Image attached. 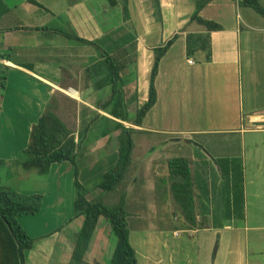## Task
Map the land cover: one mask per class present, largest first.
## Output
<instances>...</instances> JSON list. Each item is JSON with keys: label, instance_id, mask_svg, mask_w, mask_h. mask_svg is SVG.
I'll return each instance as SVG.
<instances>
[{"label": "crops", "instance_id": "1", "mask_svg": "<svg viewBox=\"0 0 264 264\" xmlns=\"http://www.w3.org/2000/svg\"><path fill=\"white\" fill-rule=\"evenodd\" d=\"M3 1L8 11L0 17V22H4L0 26V47L1 50L12 48V59L0 62H5V65L19 74L34 78L45 90L43 102H36L34 110L28 107L27 112L20 113L17 103L13 104L14 115L10 118L25 119L26 123L9 128L20 129L19 132L16 131L15 136L23 140L20 147L22 150L27 144L32 124L49 104L54 105V103L53 110L69 126L67 120L57 112L59 109L57 101L52 102L55 96L57 98L65 96L74 104L72 113L76 116V121L73 123L77 126L75 130L78 129L80 119L77 114L84 108V117L87 116V120L98 113L97 120L88 130L90 133L95 128V133L89 139L86 138L87 133L83 138L85 145L81 147L87 150L91 148L100 150L102 155L82 165L79 181L83 185L88 181L85 179L90 176L99 177L116 164L117 136L120 129H116L115 123H122L125 127L135 129L133 155L134 150L140 148L141 151L146 152L145 157L150 160L157 154H164L165 158L153 162L156 168L154 174L163 175L165 178L163 189L161 191L156 189L154 175L152 176L149 168L146 167L147 175L152 176V179L141 178L142 184L137 188L134 183L140 184V181L137 182L134 174L129 176L126 198L128 191L132 197L135 196L133 200L150 195L153 204L176 206L178 210L170 187L171 177L167 165L170 158H187L192 172L196 171L198 165L208 166V174L216 175V170L220 171L214 156L209 160L208 155L206 157L204 153L196 151L194 146L200 145L194 142L191 136L205 135L210 131H224L238 133L243 138L249 131L264 132V126L251 124L254 120H264V18L252 8L240 6L239 0H213L200 12L203 18L214 20L223 26L222 30L210 33V59H207L204 51H198L191 56L186 53V34L205 31L203 26L198 24L196 26L194 22L189 23L195 9V0H159L161 20L155 15L151 0H126L129 12L127 21L123 18V0H117L118 3L114 6L110 5L109 0H37L46 10L26 0ZM259 2L264 6V0ZM47 16L58 18L61 20H58L59 26H67L70 31L61 27H49L50 29H61L93 41L109 54L116 47L118 50L121 48L122 52H119L118 60L124 62L125 68L121 71L118 86L123 92V102L127 111L131 108L136 112L137 108L147 100L153 48L178 34L177 39L159 62L155 78L157 100L140 125L136 126L132 123L135 116H129V112V120L123 121L97 108L99 103L109 97L112 90V84L104 82L107 78V70L101 64L104 57L97 48L89 44L69 39L61 34L59 36L51 30L35 29V27H48ZM133 43L136 44L135 56L131 46ZM126 46L129 48H125ZM20 56L35 57L36 62L39 61L44 65L45 74L21 66L20 62L33 64V61L21 60ZM62 63H67V73ZM129 65L134 70L128 71ZM85 72L87 75L83 77ZM16 99L17 95L13 97V102ZM30 110L33 111L28 112ZM102 116L109 119L108 124L114 129L107 134L111 140L113 138L116 141L112 147L107 148L99 143L110 139L96 140L98 134L104 136L102 134L104 126L99 124ZM135 136L139 138L136 139ZM152 138L159 139V144ZM254 146L251 152L253 165L250 182L246 178L249 171L246 170L244 160L239 154L242 158L243 212H235L231 210V206L229 211L221 209L217 214L207 212L208 225L203 226L201 230H193L187 237H181L178 228H169L161 224L160 219L164 215L155 213L152 218L147 216L144 220L158 218L160 221L158 220L154 226L143 224L141 228H147L144 230L129 229L131 230L129 239L138 264H264V149H261L264 146L260 142H256ZM199 150L203 152L202 146ZM233 155L228 153V155H220L223 156L220 158L233 159L232 157H235ZM63 166L67 172L73 170L74 173V167L68 162L54 163L49 171L58 178ZM131 167L127 176L132 170ZM223 168L228 169L226 172L229 173L230 163L224 162ZM194 174L192 173V180L196 205L197 202L202 205L203 191L204 194H208L210 200L212 194L222 189V186L218 184L220 181L218 179L215 183L205 175L203 176L205 183H203L194 179ZM226 188L231 191L232 184L229 183ZM30 193L33 192L26 194ZM102 194L103 191L98 192V195L103 196ZM98 195L94 199H100ZM74 197L75 195L71 198L72 207ZM88 199L94 200L90 199V195ZM219 206L222 208L221 204ZM195 212L196 221L202 222L199 209ZM171 213L179 220V210H172ZM80 217L82 216L75 217L73 210L72 216L70 215L62 229L60 226L48 228L46 224L45 233L30 235L35 239V244L24 252V264H43L39 257L36 262H30L33 249L39 243V252L42 254L51 251L52 246L56 244L54 250H59L61 263L71 264V252L75 242L72 237L76 236L78 230L71 231L67 226ZM101 220L99 218L83 264L110 262L114 249L113 245L109 246V242L113 233L110 224L105 219ZM20 224L23 226L21 222ZM34 227L38 229L37 226ZM134 227L136 228V225ZM23 228L25 229V226ZM202 232H212L206 237L208 243H216L213 255L208 251L202 255L199 248L190 245H199V234ZM193 233L197 234L196 238ZM112 238L111 242L114 241ZM55 239L64 246L59 247L60 244L55 242ZM188 239L191 240L190 244ZM87 254L90 255L88 259Z\"/></svg>", "mask_w": 264, "mask_h": 264}, {"label": "trees", "instance_id": "2", "mask_svg": "<svg viewBox=\"0 0 264 264\" xmlns=\"http://www.w3.org/2000/svg\"><path fill=\"white\" fill-rule=\"evenodd\" d=\"M28 3L36 5L42 9L46 8L37 0H26ZM155 15L161 20L159 0H151ZM213 0H195V9L190 16L189 23H196L204 27L203 33L188 32L186 34V53L188 56L198 51L206 52L207 59H210V33L223 29V26L210 19L201 16V10ZM110 5H117V0H109ZM239 5L252 8L257 14L264 18V6L259 0H239ZM123 18L128 20L129 12L126 0L122 2ZM8 11V7L3 0H0V17ZM38 30H51L60 33L69 39H75L81 43L89 44L97 48L104 57L101 62L102 67L107 70V78L104 82L112 84V90L97 108L104 110L112 116L128 121V111L123 102V92L118 86L121 80V71L125 64L117 57L109 54L102 47L93 41L86 40L76 34L68 33L61 29H50L49 27H35ZM1 33V31H0ZM175 34L169 40L158 47L153 48V61L149 71L147 84V100L136 110L133 124L138 126L149 109L157 100L155 88V78L158 73L159 62L177 39ZM134 56L136 44L132 45ZM0 61H11L12 48L1 50ZM21 66L32 70V64L23 63ZM0 62V99L3 98L2 90L6 87L7 72ZM103 82V83H104ZM101 83V85L103 84ZM56 102L53 98L52 102ZM1 108V106H0ZM99 114L90 120L82 119L80 127L75 130L62 120L55 113L53 105L49 104L38 116L29 131L26 146L19 152L18 159L13 160L11 165L19 164L24 170H37L39 173H46L54 163L68 162L74 167V187L75 197L73 208L75 217L82 216L83 222L75 236L74 246L71 252V259L75 264H83L84 256L89 247L91 238L98 224L99 218H104L111 227V231L116 238V245L110 257L109 264H138L134 248L129 242V228L127 224L128 212L125 208V193H121L119 201L113 205L104 204L100 199L89 200L90 187L83 185L78 179L79 165L77 155L81 149L83 138L93 122L97 120ZM106 124L109 119L101 117ZM105 124V125H106ZM104 125L102 134H109L112 129ZM115 127L120 129L117 136L118 159L116 164L105 171L93 184L94 188H99L103 192H110L119 187L125 180L127 173L133 163L134 141L133 134L135 129L125 127L122 123H115ZM111 128V127H110ZM77 133V136H76ZM6 161L0 159V166L5 165ZM169 176L171 177V193L175 203L178 205L180 214L187 227L196 224L195 199L193 190L192 172L189 160L185 157H173L167 161ZM219 166V165H218ZM221 168L219 167V170ZM224 171L228 169H221ZM233 170V168H232ZM228 173V172H227ZM240 187L233 188L238 191L235 201L237 212H243V173L240 168ZM42 195L37 193H22L12 189L0 188V264H24V252L33 247L35 239L30 237L19 222V217L24 215L37 214L41 210ZM15 237V240H14ZM18 244V247L17 245Z\"/></svg>", "mask_w": 264, "mask_h": 264}, {"label": "rangeland", "instance_id": "3", "mask_svg": "<svg viewBox=\"0 0 264 264\" xmlns=\"http://www.w3.org/2000/svg\"><path fill=\"white\" fill-rule=\"evenodd\" d=\"M29 7L32 6L29 5ZM33 8L38 10V8L36 7ZM49 17L51 18V20H49ZM58 20H59L58 18H52L51 16H47L48 27H61L69 32L70 29H68L67 26H59V21L61 20L59 21ZM3 23H4L3 21L0 22V26ZM195 25L197 26L196 23ZM57 35L60 36V33H57ZM127 47L129 48V46H126L125 48ZM120 49L118 50V47H116L115 49H113L114 51H110V53L118 58L120 57L119 52H122V50L120 51ZM38 51H39L38 53L41 52L39 49ZM20 57L21 60H32L33 61L32 70L42 75L45 74L46 71L44 65H41L39 61L36 62L35 57L34 58L22 57V56ZM1 63L3 65L5 64V62H1ZM20 63L23 64L24 62H20ZM62 64L64 66L63 68L65 73H67L68 72L67 63H62ZM131 64H133V62ZM127 69L128 71H131L132 69L134 70V68L130 67V65L127 67ZM89 70H91V68H89ZM5 71L7 72V82H6V87L2 90L3 98L2 100L0 99V106H1L0 113L2 112V115H0V159L6 161V164L0 166V188L12 189L25 193L33 192L42 195L41 210L38 212L41 213L40 215L37 213L38 215L32 214V215H24L19 217V221L23 224V226H25V229L26 231H28L27 234L29 236L45 233L47 230L45 229L46 226L44 227V225L46 224L49 226L48 228H51L53 226H60L62 229V226L68 221L70 215L72 216L74 210L71 204V198L75 195V188L73 186V176H74V173L72 172L73 170L67 172L63 166L61 168L60 175L57 178V176H54L50 171H47L46 173H39L35 169L26 171L17 163L15 165H11L13 160L18 159L19 152L21 151L20 147L22 146L23 140L15 136L16 131L18 130L19 132L20 129H18L17 127L16 128H9V127L20 126L26 123L25 119L19 118L18 120H12L10 118L11 116L14 115L12 111V106L14 103H17L18 111L20 113L27 112L26 108L28 107H31L34 110L36 108V102L39 101L43 102V96H44L43 92L45 90L40 83H38L34 78H31L28 75L19 74L16 70H13L9 67L5 68ZM135 72H137V70H135ZM86 75H87L86 72L83 73V77ZM15 95H17V99L13 102V97ZM53 98L56 99L57 97L55 96ZM56 101H57L56 104L58 103V107H59V109H57L58 110L57 112L65 120H67L66 122L69 124L68 127L72 129L77 128V126L73 124L76 121V116L75 113H72L74 109V104L71 103L72 101L68 100L65 96H60V97L58 96ZM84 109L80 111L79 114H77V117L78 116L80 117L78 128L80 127L82 119H84L82 118L84 117ZM33 110H30L28 112H32ZM128 110H129L128 111L129 116L131 117L135 116L136 112L133 111V109L129 108ZM99 124L100 126H104L106 123L104 122V120L101 119ZM105 126L109 129H113L110 126V124H106ZM94 130L95 128L91 130L90 133H88V136L86 138L88 139L91 138V136L95 133ZM104 138L105 140L108 139L110 140L103 142L98 141V142L106 146L107 148L112 147L113 145L116 144V141H114L113 138L111 140V138H109L108 135L107 137L106 136L104 137L98 134V138L96 140L99 139L102 140ZM135 138L138 139L139 137L135 136ZM190 138H192L194 142L202 146L203 152H200L199 150L200 146L193 145L194 147H196V151H198L199 153H204V156L208 155L209 160H211L212 156H214L217 165H219L221 169H223L224 162L230 163L229 173H227L226 171H224L223 173V171L220 169V171L216 170V175L213 173L208 174L207 171L208 166H206V164H204V166L206 167H200L199 165L196 166V171L194 170V172H192L193 170L191 169V172L193 174L195 173L194 179L205 183V178H203V176L206 175L210 179H212L213 182L215 183L217 182V179L220 180L218 184L219 185L221 184L222 186V189L216 190L215 193L212 194L210 200L208 198V194H204L203 191V197L201 200L202 205H200V203L198 204V202L196 205V200H195V210L197 211V209H199V215L200 217H202L203 221L202 222L197 221L195 226L192 225V228H188L181 214L179 215V220H177V218L173 217V214L171 213L172 210L178 211L179 207L177 210L176 206L174 207L166 206V205L157 206L156 204L152 203L151 198L149 197L150 195L149 196L146 195L145 197H141L136 200L135 199L133 200L135 196L132 197V194L128 191L127 198L125 196V208L128 212V217H127L128 228L131 229L132 231H136L139 229L140 230L147 229L145 227L141 228L143 224H147V223L148 225L154 226L156 222L159 220L158 218L157 219L153 218L149 220H144V219H146L147 216L152 218L154 217L155 213H157L159 215L161 214L164 215L162 219H160L161 221L159 220L161 224L163 225L165 224L169 228L171 227L178 228L180 230V236L187 237L188 234H191L193 232V230L196 229L198 231V229L201 230L202 228H204L203 226L208 225L209 217L206 214L207 212L217 214L221 209H223V211H225V209L229 211L230 206H231V210H234L235 212L238 211L235 208V201H234V199H237L238 191L236 190L234 191L233 189L229 191L227 190L226 186L230 183L232 184L233 188H235V186L238 188L240 187L238 184L240 183L239 172H240V168L242 169L241 166L242 158L244 160L246 170L249 171L246 178L249 180V182L251 181L252 165H253L251 152L255 148L254 144L256 142H260L264 146V132L249 131L246 132L244 134V137L242 138L241 135H239L238 133L232 134L224 131H210L208 134L200 135V136L194 135L191 136ZM152 139L155 140L156 138H152ZM98 142H96V144ZM155 142L159 144V139L155 140ZM84 145H85V141H83L82 143V146ZM261 149H264V147H262ZM228 153L234 154L233 156L235 157H232L233 159H227V157L220 158L223 157L220 155H228ZM239 154L242 156V158L239 156ZM101 155L102 154L100 153V150H94L92 148L90 150H87L81 147L76 159L77 164L79 165L78 179L82 165L95 160ZM145 155H146L145 151H141L140 148L139 149L136 148V150H134V155H133L134 163L133 166L131 167L133 173L131 174L132 170H130L128 176L119 187H117L116 189L110 192H106V193L103 192L102 194L103 196L98 195L99 191L102 192L99 188L93 187L94 182L100 176L99 177L90 176L89 178L85 179L88 180L85 185L90 187L91 189L89 193L90 199H94L95 196L98 195L100 197V200H102L104 204L113 205L117 203L119 201L121 193L122 192L126 193L127 178L133 174L137 182L139 183L140 181V184L134 183V185L137 188L140 187L142 184L141 178L152 179V176L154 175V179L156 180V189H160L159 191H161L164 185L163 179L165 178L163 177V175L154 174L156 168H154L153 162H159L163 159L165 160L164 154H157L156 157H154V159L151 160L146 158ZM146 167L149 168V173H151L152 175L151 177L150 175H147ZM193 167H194V163H193ZM59 182L61 183L60 186H59ZM141 191L142 190L140 189V193ZM194 199H195V194H194ZM127 201H130L131 203L129 204V202ZM220 204L222 205V208L219 206ZM209 209L210 211H206ZM101 219H102L101 221H104V218ZM33 222H35L34 225ZM82 222H83V217H80L78 220L74 221L73 223H70L67 227L71 231H77L80 229V225ZM134 225H136V228L134 227ZM34 226H37L38 229H36ZM211 233L212 232L200 233L199 245L196 244L195 246V244H190L191 240L189 239H188L189 241L188 243L192 245V247L194 248L196 247L199 248L202 255H204L205 251L206 252L208 251L213 255V250H216V243L213 244L208 243L207 242L208 239L206 237L208 235H211ZM192 235H194L195 238L197 237V234L193 233ZM111 237L114 238V241L112 238L113 242H111ZM74 239L75 237L74 238L72 237V240ZM55 242L58 241H56L55 239ZM58 244H60L59 247L64 246L59 242ZM112 245L114 249L116 245V239L114 234L110 236L109 246ZM38 246H40V243L37 244V246L33 249L32 256L30 258L31 263L36 262L38 260L37 257H39V259L42 260L43 264H62L60 260L61 255L59 254L60 253L59 250L58 249L54 250V248H56L55 247L56 244L54 246H52L51 244L52 246L51 251L44 254L39 252ZM86 257L88 259L90 255L87 254ZM70 263L74 264L75 262L72 259H70Z\"/></svg>", "mask_w": 264, "mask_h": 264}, {"label": "water", "instance_id": "4", "mask_svg": "<svg viewBox=\"0 0 264 264\" xmlns=\"http://www.w3.org/2000/svg\"><path fill=\"white\" fill-rule=\"evenodd\" d=\"M251 124L253 126H264V120H254V121L251 122ZM14 240H15V237H14ZM16 245L18 247V244H16ZM19 263L22 264L21 258H19Z\"/></svg>", "mask_w": 264, "mask_h": 264}]
</instances>
